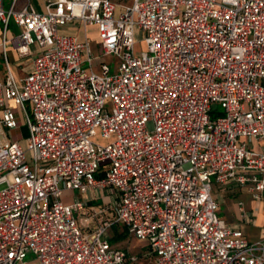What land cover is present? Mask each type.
Here are the masks:
<instances>
[{"label":"built area","instance_id":"obj_1","mask_svg":"<svg viewBox=\"0 0 264 264\" xmlns=\"http://www.w3.org/2000/svg\"><path fill=\"white\" fill-rule=\"evenodd\" d=\"M4 1L0 264H138L112 246L117 224L149 242L155 264H264V242L222 220L213 196L230 182L264 191V150L249 149L264 141V0H133L119 17L112 0H56L45 13ZM11 21L32 60L21 84ZM74 22L84 40L61 33ZM100 53L117 58L114 74L95 66ZM99 132L116 138L96 144ZM96 189L100 207L61 201Z\"/></svg>","mask_w":264,"mask_h":264},{"label":"crops","instance_id":"obj_2","mask_svg":"<svg viewBox=\"0 0 264 264\" xmlns=\"http://www.w3.org/2000/svg\"><path fill=\"white\" fill-rule=\"evenodd\" d=\"M54 1L56 0H19L14 7V11L20 12L29 6L38 13H45L47 6ZM112 2L116 5V13L119 12L120 15L124 12L126 7L132 5L133 0H112ZM11 4L12 0H8V3L5 6L4 1L5 11L10 10ZM10 27L13 28V31L10 30ZM81 29L83 30L82 37H78L76 35L72 36H76L80 40H84L86 38L85 29L79 22L69 24L67 27L61 30V33H75ZM91 29L95 30L97 36H99L98 30L95 27H89L87 29L89 39L93 42H97V40L95 38H91L89 34ZM21 32L22 29L17 26L14 21H11L8 32V38L10 42L8 44L7 51L8 58L11 54L13 61L17 64H20L21 61L25 63L27 62V75L31 70L32 60L30 58L22 59L18 53V47L21 44ZM1 43L2 28L0 29V44ZM249 149L256 152H262L264 150V141H252L249 143ZM214 189L216 191V195L213 196L219 203L218 212L221 219L224 220L228 225L241 230L249 242H264V191L262 192L261 197L256 199L247 188L238 185L236 182H230L225 186L214 185L213 190ZM241 204H243V207H241Z\"/></svg>","mask_w":264,"mask_h":264},{"label":"rangeland","instance_id":"obj_3","mask_svg":"<svg viewBox=\"0 0 264 264\" xmlns=\"http://www.w3.org/2000/svg\"><path fill=\"white\" fill-rule=\"evenodd\" d=\"M220 1V0H217ZM8 0H5V6L7 5ZM116 17H119V12L116 13ZM3 28V24L0 23V29ZM10 30L13 31V28L10 27ZM67 35H76L78 37L83 36V30H78L75 33L69 32L66 33ZM65 34V35H66ZM89 34L91 38H95L97 41L99 40V36H97L95 30H90ZM146 34L141 29L136 30V52L137 54H141L142 52H145L147 50L146 45ZM2 48H0V75L2 81L5 80L7 75L6 70V63L5 60L2 57ZM100 60L95 63V66L98 68L100 63H107L111 68V73H115V64L117 62L116 57L112 56H104L102 53H100ZM10 59V67L13 75L15 76L18 84H21L22 80L25 78L26 75V68L28 67L27 62L21 61L20 64H17L13 61L11 54L9 55ZM86 69L89 72V69L86 66ZM28 107V105H27ZM214 108H217L218 110H222L221 105H214ZM24 120V119H23ZM20 135L23 136V139H20L23 146L26 147V140L29 136L28 129L26 127H23L19 131L14 132V136L16 138H20ZM115 136H113L111 139H105L102 137L101 133L99 132L97 136L93 138L94 143L106 146L110 143H112L115 140ZM213 195H216L215 189L213 190ZM81 200L83 202H88L91 206L94 207H100L103 204H105L108 199L104 198V192L102 190L96 189V190H90L86 194H81L75 190H66L62 193L61 201L64 205H72L76 203V200ZM108 237L110 239V242L112 246L124 250L129 255H134L139 257L138 264H155L153 258L150 256L149 251V242L143 241L138 238H136L133 234H131L128 229L121 224L115 225L112 229H110L108 233ZM34 256L29 255L27 260L32 259Z\"/></svg>","mask_w":264,"mask_h":264},{"label":"trees","instance_id":"obj_4","mask_svg":"<svg viewBox=\"0 0 264 264\" xmlns=\"http://www.w3.org/2000/svg\"><path fill=\"white\" fill-rule=\"evenodd\" d=\"M214 118H216V116L214 115Z\"/></svg>","mask_w":264,"mask_h":264}]
</instances>
